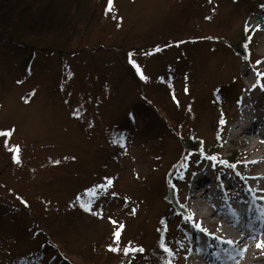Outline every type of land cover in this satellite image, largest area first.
I'll use <instances>...</instances> for the list:
<instances>
[{
    "label": "rangeland",
    "instance_id": "rangeland-1",
    "mask_svg": "<svg viewBox=\"0 0 264 264\" xmlns=\"http://www.w3.org/2000/svg\"><path fill=\"white\" fill-rule=\"evenodd\" d=\"M15 1L25 5L29 0ZM107 6L108 0H40L35 19L15 20L20 42L0 37V133L8 134L0 135V196L17 205L27 198V206L19 207L39 219L42 233L50 232L80 264H94L90 259H98L101 247L92 249V244L105 234L119 247L117 253L151 249L170 208L163 181L183 153L185 137L161 130L159 122L151 127L152 119L136 107L142 94L161 106L162 115L165 108L174 113L159 84L165 78L172 87L187 89L178 91L184 106L193 99L187 119L203 143L176 165L181 180L175 196L192 221L183 236L179 219L173 218L169 241L177 264H213L203 254L210 243L218 235L245 232L227 223L224 214L237 221L247 201L264 217V133H242L254 120L264 121V0H113L106 14ZM8 7L0 12V23L10 21L14 8L6 16ZM244 49L249 59L239 54ZM128 54L147 78L144 82ZM177 66L184 69L181 75ZM221 111L228 124L220 130ZM128 113L133 117L126 122ZM117 122L129 128L115 146ZM16 146L18 164L8 150ZM234 152L237 160L226 161ZM184 161L189 167H183ZM199 177L203 181L196 192L208 189L207 197L193 198ZM108 179L113 183L107 190L97 189ZM83 191L91 211L71 214L73 200ZM217 202L223 207L217 209ZM9 210L0 206V263L40 240L41 230L28 225L21 210H15L19 218ZM195 210L202 220L193 217ZM121 220L122 234L114 242L109 223ZM261 234L239 242L234 264H254L252 259L264 256L262 248L253 252L264 241V230ZM50 257L45 254L32 264H48Z\"/></svg>",
    "mask_w": 264,
    "mask_h": 264
},
{
    "label": "trees",
    "instance_id": "trees-1",
    "mask_svg": "<svg viewBox=\"0 0 264 264\" xmlns=\"http://www.w3.org/2000/svg\"><path fill=\"white\" fill-rule=\"evenodd\" d=\"M7 1H8L7 4H9V7L7 8L6 16H8L9 10L11 7L14 8V13H12L11 19L9 22L0 23V26H1L0 27V37L1 38L6 37L7 39L11 41V44L12 43L17 44L18 42L21 41V37L17 36L16 33L20 34L21 31L19 30V26L18 27L15 26L17 25V23H15L16 18L24 16L27 18V20H30L31 18L35 19L40 0H29L27 1L25 5H21L19 1L16 2L15 0H0V12L5 11L4 8L6 7L7 4L5 5L4 2H7ZM13 2H15L16 4H14ZM17 4L21 5L22 7L15 10L16 9L15 6ZM261 5H263V3H260V6ZM11 23H12V26H11ZM185 42H187V40H184L182 43H185ZM246 42H247V39L245 38L241 43L245 44ZM179 43L181 42L178 41L177 44ZM14 44H13L14 47L24 48V46L21 44L17 46ZM29 49H33L32 51L28 50L31 52V58L33 59L34 54H36L35 47H31ZM239 54L243 57H247L248 59L250 57V53L247 49L240 51ZM127 56L129 57L130 54H128ZM128 62H129V59H128ZM130 64L132 65V63ZM176 69L179 75H181L184 70L182 66H177ZM135 70L136 69L134 68L133 71L135 72ZM138 76L140 77V75H137V77ZM164 79L160 81L159 84L163 87V90L165 94L167 95V98L171 100L172 106L175 109V112L170 113L168 109L165 108L164 109L165 113L162 115L161 113L162 108L161 109L159 108L161 106L156 105L151 99H149L145 95H142L141 93L143 92L140 93L142 96L140 97L141 103L138 104L136 108L141 109V111L144 112L145 115L147 114L148 119H152L151 127L157 125L159 122L158 125L161 130L163 131L167 130L168 132H172V133L177 132L181 134V137H185L182 141L184 151L182 154H180L176 158L175 164L173 165L171 164L169 166L170 169L171 168L173 169V171H171L168 175L166 174L167 178L163 181V183L169 188V193L166 198L168 200V204L170 208L165 213V215L162 217V220H161L162 226L159 229L156 243L151 249L148 250V249H144L142 246H138V248L135 247L137 251H134V252L130 251L128 255H125L124 252L123 253L112 252V251H109L108 248L109 246L115 247V244L108 243V236L107 234H105L102 240L97 241L94 244H92V249H98L99 247H101L99 251L100 253H99L98 259L96 258L90 259L91 261H93L94 264H138V263L140 264H177V257L175 255L176 252L172 249L171 243L169 241L170 239H169L168 225L171 224L170 222L173 220V218H178L179 220H177V230L180 231L183 236L188 235V233L190 232L188 230L189 229L188 220L189 221L191 220L190 213L187 211L186 208H184L181 205V202H179L176 197L177 196L176 192L178 191L177 184L179 180H181V173L179 174L180 167L177 168L176 165H178L179 163L181 164L184 158L190 157L189 155H186V154H191L195 151L197 152L200 151L203 143L200 141V138L195 137V127L191 123L189 125V119H187L188 111H189V108L191 107V102H193V99H191L190 102H187L188 106H184L183 105L184 103L181 102L182 100H180L178 97L179 96L178 91L182 88H183V91H185V88L184 87H179V88L172 87L171 85L167 83V80H164ZM140 80H143V79H140ZM141 82H144V80ZM30 93L31 92H29V94ZM173 96H175V100L173 99ZM215 105H217L220 109L222 108L221 107L222 105L220 104L219 101H217ZM129 111L130 113L133 112V110L131 109H129ZM159 115L162 116L160 121L156 119L158 118ZM132 117L133 116L128 113L126 115V122L132 121L131 120ZM216 124L218 127L217 129H220V130L224 126L227 125V122L225 121V113L223 111L220 112L218 119H216ZM114 128H115V132H117L116 136L118 138L117 141H115V146H116L118 145L117 143L119 139H121L124 136L123 133H126L125 130H127L129 127L125 125V122H117L115 123ZM217 146H220L219 143H217ZM219 148L220 147L216 148V150L218 149L217 151H219ZM205 155L206 154H204L203 157H205ZM236 155H237L236 152L232 153L228 160H230L231 162H235L237 160ZM188 164L190 163L187 161H184L183 167L184 168L185 166L189 167ZM93 189H96V188H93ZM3 200L7 203V205L4 204ZM22 201L29 203L28 199L25 198L19 201L17 205L16 203L15 204L11 203L10 200L6 201L0 196V206L8 207L10 209L9 213H11L12 217L15 216L19 218V215H17V212L15 210H21L25 216L24 218L23 217L21 218L25 220L27 219L29 221L28 225L30 224L31 227L34 226L38 232L41 230L40 234L38 235V238L40 240L36 241L35 244L30 242V244H32L33 247L28 252L21 253L16 257L6 258L5 260H2L0 264H32L34 262H39L41 260L40 258L44 257L45 254H49L51 256L50 263L48 264H80L79 262L74 261L71 257H69L66 254L67 252L61 248L59 242L53 238L50 232H48V235L42 233L43 232L42 226H44L43 223H41L39 219H36L37 221H35L29 214L30 213L29 211L19 207V205H22V206L25 205V203H22ZM73 201L75 202L73 203L74 208L70 209L71 214H74V212L76 211L80 213L85 212L84 208L87 207L88 203H90L89 207H92V202L89 201L85 191H83L82 193H79L78 197L75 198ZM81 205H83V207ZM110 224L114 227L112 230V236H111V239L114 241L113 232L116 229H118L120 225H123L124 221L121 220L120 223H117L115 225H113L110 221L109 225ZM122 230L123 228L120 231V235L122 234ZM33 237H34V232H30V241L33 239ZM161 244H163L164 247H161ZM165 248H167L169 251H165ZM138 249H143V251H139Z\"/></svg>",
    "mask_w": 264,
    "mask_h": 264
},
{
    "label": "snow or ice",
    "instance_id": "snow-or-ice-1",
    "mask_svg": "<svg viewBox=\"0 0 264 264\" xmlns=\"http://www.w3.org/2000/svg\"><path fill=\"white\" fill-rule=\"evenodd\" d=\"M112 3H113V0H108V6H107L106 14H107V12L111 11ZM206 19H210V17H206ZM250 39H251V37H249V40ZM155 51H160V49L157 48V49H155ZM129 62L132 63L136 67L137 72L140 74V78L146 80L147 78L143 75V73L141 72L139 66L135 65V62L131 60V54L129 56ZM185 91H187V89H185ZM173 99L175 100V96H173ZM190 110L191 109H189V111ZM74 115L77 116V118H79L80 114L77 111V112H74ZM0 135H8V134L7 133H0ZM113 142L115 143V141H113ZM5 144H6V147H7V142H5ZM121 147H123L122 144H121ZM8 150L13 153V162L17 163V164L20 163V158H19L20 149H19V147L16 146L14 148H8ZM57 163H59V162L57 161ZM221 163H225V162L221 161ZM112 183H113V181L111 179H108L106 185L97 186V189L107 190V187H110L112 185ZM93 195H96V193L94 192ZM22 203H25V205H26V202L22 201ZM81 206L83 207V205H81ZM84 210L85 211H91L90 207H85ZM92 214L96 215V213H94V212ZM132 214L133 215L135 214V209H132ZM111 223L113 225H115L116 221H111ZM123 227H124L123 225H120V227L113 232L114 242H118L119 241L120 231H121V229ZM228 243H232V241H229ZM161 247H164L163 244H161ZM261 247H264V241H262V242L257 244V248L258 249L261 248ZM108 250L112 251V252L120 251L119 247H112V246H109ZM138 250L139 251H143V249H138ZM246 250L247 249H244L243 251H246ZM123 251H124L125 255H128L130 251H137V249L125 248V249H123ZM165 251H169V250L167 248H165Z\"/></svg>",
    "mask_w": 264,
    "mask_h": 264
},
{
    "label": "bare ground",
    "instance_id": "bare-ground-1",
    "mask_svg": "<svg viewBox=\"0 0 264 264\" xmlns=\"http://www.w3.org/2000/svg\"><path fill=\"white\" fill-rule=\"evenodd\" d=\"M264 123V122H263ZM263 125V124H262ZM238 126H240V125H238ZM259 125L257 124V121H255L254 120V122H252V126L250 125L249 127H245V128H243L242 129V133L243 132H249V133H251V131L252 130H254V131H258L257 129L259 128L258 127ZM241 133V132H240ZM239 132H237V135H239L240 134ZM259 134H261V133H259ZM251 141H249V140H246V144H249ZM262 157H263V154H262V151L259 153V158H257V159H262ZM202 181H203V178L202 177H199V178H197L193 183H194V187L192 188V190H191V192H196V191H198L199 189H200V187L202 186L201 185V183H202ZM207 193H208V189H206V190H204V191H201V193H200V195L199 194H194V193H192V197L193 198H204V197H207ZM203 201V200H202ZM245 217H246V215H245ZM247 218V217H246ZM250 218V217H249ZM263 228L256 234V236H258V237H261L262 236V234H261V232H263ZM238 236H240V239H239V241L238 242H241L242 240H245V238H247V239H250L251 240V238H248V236H246L245 234H237ZM263 240H264V238H263ZM263 250H264V247H261ZM254 253H261V251L259 250V249H255L254 251H253ZM252 262L255 264V263H258V264H261V263H264V256H257V257H255L254 259H252ZM207 263H210L209 261L207 262ZM213 264H215V263H213Z\"/></svg>",
    "mask_w": 264,
    "mask_h": 264
}]
</instances>
